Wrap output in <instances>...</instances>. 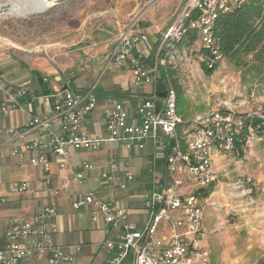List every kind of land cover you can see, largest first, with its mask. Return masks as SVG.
<instances>
[{
	"label": "built area",
	"instance_id": "1",
	"mask_svg": "<svg viewBox=\"0 0 264 264\" xmlns=\"http://www.w3.org/2000/svg\"><path fill=\"white\" fill-rule=\"evenodd\" d=\"M245 1L187 0L174 23L165 28L154 25L160 33L161 48L153 52L156 58L151 65H147L144 51L139 49L149 40V35L141 28L140 18H134L118 32L110 51L109 63L129 69L137 87L153 84L161 68L166 70V58H160L162 49L183 39L189 30H195L198 40L212 52L208 61L211 68L224 59L215 47L212 34L216 19L220 13ZM165 81L167 93L140 98L133 114L123 101L114 99L106 113L105 136H92L85 124L87 117L98 106L99 99L94 88H65L57 92L51 115L32 116L18 132L24 135L38 130L40 135L27 141L23 148H15L14 154L39 150L31 162L49 173L51 160L48 153L52 152L59 168L72 171L80 186H85V171L93 165L87 159L76 160L72 157L71 148L95 152L102 148L105 141H119L127 148L137 143L143 149L148 139H154L161 147L166 166L161 176H154V188L145 200L150 219L144 228H138L128 220L124 207L103 198L94 190L85 189L71 200L74 209L88 210L94 225L104 223L120 230L117 238L104 241L105 248L112 253L109 264H123L127 260L132 264H210V252L203 244L206 237L204 198L196 191L187 189L195 186L200 190L215 183L218 179L216 154L240 155L253 135L252 125L244 133L246 116L232 108L215 109L196 124H189L179 113L177 94L170 87L167 75ZM4 84L5 77L0 73L3 109L11 103L14 107L20 106L17 95L26 94V87L12 92ZM102 175L108 182L117 180L120 176L119 163L112 162L111 171ZM125 177L128 181L134 179L130 164H127ZM185 181L189 184H185ZM121 186L127 187L128 184L125 181ZM27 189L26 181L14 182L11 188L15 193ZM54 192L59 193L60 188L54 189ZM0 201H6V196L0 194ZM55 213L54 207L46 206L38 208L32 219L12 221L6 231L7 243L0 248V264H30L41 256L47 257L45 264L73 261V254L55 242L56 225L47 226L43 222L45 216ZM72 247L80 249L78 244Z\"/></svg>",
	"mask_w": 264,
	"mask_h": 264
},
{
	"label": "rangeland",
	"instance_id": "2",
	"mask_svg": "<svg viewBox=\"0 0 264 264\" xmlns=\"http://www.w3.org/2000/svg\"><path fill=\"white\" fill-rule=\"evenodd\" d=\"M186 1L65 0L43 12L0 14V35L22 46L24 58L34 56L48 62L51 70H58L61 80L72 77L82 86L91 79L90 86L98 94L102 86H114L110 76L115 70L129 72L109 63L123 25L140 18L141 28L149 35L143 51L147 65H151L156 58L153 52L161 48L154 25L165 28L174 23ZM6 2L0 0V4ZM107 52L109 56L101 58V65L98 58ZM162 57L166 58V72L173 70V77L182 86L186 98L182 107L189 124H196L215 109L228 108L264 119V84L243 80L240 70L225 58L207 72L202 67L206 57L200 40L173 42L162 49ZM158 75L163 78L161 71ZM121 80L123 85L134 86L129 73ZM101 133L106 135L105 127ZM221 155L225 160L218 165L226 164L225 170L220 171L213 192L204 198L203 244L210 252V264H258L264 259V125L254 128L240 155ZM187 190L198 193L201 189L190 186ZM166 233L170 234L168 229ZM102 260L98 258L93 264Z\"/></svg>",
	"mask_w": 264,
	"mask_h": 264
},
{
	"label": "crops",
	"instance_id": "3",
	"mask_svg": "<svg viewBox=\"0 0 264 264\" xmlns=\"http://www.w3.org/2000/svg\"><path fill=\"white\" fill-rule=\"evenodd\" d=\"M144 46L143 43L139 49L143 50ZM107 53L98 58L101 65V58L109 56V52ZM24 54L22 46L5 35H0V73L5 77L4 85L12 92L22 87L27 89L26 94L17 95L20 106L16 107L11 103L3 109V94H0V194L6 196V201H0V248L7 243L6 231L12 221L32 219L38 208L51 206L56 209V213L45 216L43 222L47 226L56 225L55 242L65 246L66 251L74 256L73 261H62L61 264H93L98 258L103 259L101 264H109L112 253L106 248L103 250L104 241L117 238L120 230L104 223L94 225L88 210L74 209L71 200L85 189L94 190L103 198L111 199L116 205L124 207L128 220L138 228H144L150 219L145 200L154 188V176H161L166 166L164 152L154 139H148L143 149L137 143L127 148L119 141H105L102 148L95 152L71 148L72 157L76 160L87 159L93 165L85 171V186L78 184L72 171L59 168L52 152L48 153L51 160L49 173L31 162V158L37 156L39 150H24L22 155L14 154L15 148H23L27 141L40 135L38 130L24 135H19L18 132L28 124L32 116L51 115L57 92L65 88L91 89V79L82 86L72 77L61 80L58 70H51L48 62L34 56L27 59ZM127 73L132 76L130 70H115L110 76L114 86H102V92L97 94L98 106L85 121L92 136H105L101 131L105 127L106 113L114 99L123 101L133 114L140 98L161 96L158 92L167 88L165 76L162 79L156 77L153 84L146 86L123 85L124 78H121L126 77ZM224 160L223 155L216 154L218 176L226 167V164L218 163ZM115 161L120 165V176L117 180L108 182L102 174L110 172L111 163ZM127 164H130L134 174V179L130 181L125 177ZM17 181H26L28 189L22 193L13 192L12 185ZM125 181L128 186L122 187L121 184ZM57 188H60L59 193L54 192ZM75 244L80 246L79 250L72 247ZM89 244L93 249L89 248ZM46 262L47 257L41 256L30 264ZM123 264L132 262L127 260Z\"/></svg>",
	"mask_w": 264,
	"mask_h": 264
},
{
	"label": "trees",
	"instance_id": "4",
	"mask_svg": "<svg viewBox=\"0 0 264 264\" xmlns=\"http://www.w3.org/2000/svg\"><path fill=\"white\" fill-rule=\"evenodd\" d=\"M212 34L215 47L225 59L240 70L243 80L264 84V2L262 0H247L220 13L213 26ZM198 37L195 30H189L183 39L188 38L189 43H192L198 40ZM202 53L206 57L202 67L211 73L219 62L210 68L208 61L212 56L211 50L202 44ZM161 72L163 76H168L170 87L177 94L179 113L185 116L187 112L182 106L186 103V98L181 84L173 77V70L166 72L164 68H161ZM166 93L167 88L158 92L159 95ZM254 114H244L246 115L245 134L249 125L257 129L264 125V119ZM237 144H239L238 140ZM213 185L214 183L202 188L198 194L207 198L213 192ZM258 264H264V259H261Z\"/></svg>",
	"mask_w": 264,
	"mask_h": 264
},
{
	"label": "bare ground",
	"instance_id": "5",
	"mask_svg": "<svg viewBox=\"0 0 264 264\" xmlns=\"http://www.w3.org/2000/svg\"><path fill=\"white\" fill-rule=\"evenodd\" d=\"M19 1H16V3H12L11 7L7 10H2L0 14H11L16 16H24L31 13H37L42 11L43 3L41 1L37 0H27L25 3H18Z\"/></svg>",
	"mask_w": 264,
	"mask_h": 264
},
{
	"label": "water",
	"instance_id": "6",
	"mask_svg": "<svg viewBox=\"0 0 264 264\" xmlns=\"http://www.w3.org/2000/svg\"><path fill=\"white\" fill-rule=\"evenodd\" d=\"M12 1L13 0H7L6 3H1L0 4V12H2V10L9 9L13 3ZM16 1H21L22 3L23 2L25 3V1H27V0H16ZM37 1H41L43 3V7H42L43 9H42V11H40V12H43V11L49 9L51 6L56 5L58 3H61L65 0H37Z\"/></svg>",
	"mask_w": 264,
	"mask_h": 264
}]
</instances>
